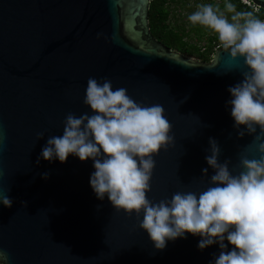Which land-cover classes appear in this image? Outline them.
I'll list each match as a JSON object with an SVG mask.
<instances>
[{
  "label": "water",
  "instance_id": "1",
  "mask_svg": "<svg viewBox=\"0 0 264 264\" xmlns=\"http://www.w3.org/2000/svg\"><path fill=\"white\" fill-rule=\"evenodd\" d=\"M249 1L264 10V0ZM150 2L0 0V196L13 200L11 208L0 203V248L8 264H215L219 245L201 250V237L187 232L155 249L135 213L116 211L107 194L97 199L92 159L70 154L64 163H36L48 137L62 136L69 112L93 114L83 103L89 77L108 78L113 90L165 109L174 144L153 156L150 200L208 186L209 138L233 174L241 154L259 158L248 147L252 135L238 138L226 104L227 89L248 71L243 58L233 61L221 47L201 62L166 47L151 34Z\"/></svg>",
  "mask_w": 264,
  "mask_h": 264
},
{
  "label": "clouds",
  "instance_id": "2",
  "mask_svg": "<svg viewBox=\"0 0 264 264\" xmlns=\"http://www.w3.org/2000/svg\"><path fill=\"white\" fill-rule=\"evenodd\" d=\"M244 3L248 5L249 0ZM256 11H237L235 4L225 0L223 11L219 5L199 4L188 16L193 25L213 30L230 59L243 58L248 69L241 82L227 89L232 99L226 104L231 106L238 138L252 135L248 147L259 158L241 154L235 166L241 170L236 174L229 169L230 160L219 162L221 149L209 138L211 154L205 159L214 174L208 186L199 192L177 191L170 200H150L146 194L151 190L153 156L174 144L169 135L172 124L162 105L136 102L126 88L113 90L110 79L94 77L87 80L83 100L93 114L77 117L69 112L62 136L48 137L36 163L41 158L64 163L70 154L81 161L92 159L95 171L89 183L97 199L103 200L107 194L116 211L135 213L138 227L147 232L157 250L187 232L201 237L197 245L201 250L219 245L215 264H264V20ZM225 12L232 13L230 19ZM102 36L97 34L98 39ZM44 137L43 132L37 133V141ZM4 139L0 129V144ZM207 173V168L202 169L201 177ZM48 176V172L42 174L43 179ZM0 203L11 208L13 200L0 196ZM21 206L26 208L27 202L22 201ZM9 259L0 248V264H8Z\"/></svg>",
  "mask_w": 264,
  "mask_h": 264
},
{
  "label": "trees",
  "instance_id": "3",
  "mask_svg": "<svg viewBox=\"0 0 264 264\" xmlns=\"http://www.w3.org/2000/svg\"><path fill=\"white\" fill-rule=\"evenodd\" d=\"M191 0H151L149 3V27L152 36L166 47L187 57H194L201 62H209L214 53L223 45L218 39V35L211 29L176 21L178 10L190 11L188 6ZM195 2L206 4V0H194ZM225 3V0H221ZM236 5L237 11H251V8L243 5L241 0H228ZM213 4V2H209ZM258 18L264 20V10L256 11ZM207 45L199 47V42L205 37Z\"/></svg>",
  "mask_w": 264,
  "mask_h": 264
},
{
  "label": "rangeland",
  "instance_id": "4",
  "mask_svg": "<svg viewBox=\"0 0 264 264\" xmlns=\"http://www.w3.org/2000/svg\"><path fill=\"white\" fill-rule=\"evenodd\" d=\"M206 1H207L206 4H209V2H213L214 5H219L222 11L224 10V2H222L221 0H206ZM199 4H202V3H199ZM199 4H198L197 2H195L194 0H191V1H190V3H189L188 6L192 9V13H193L194 11L197 10V6H198ZM175 14H176V21H177L178 23H181V22H183V23H187V21H189V20H188V16L191 14V12H190V11H186V10H185V11H183V10H178ZM225 15L228 16V18L230 19L232 13H227V12H225ZM208 37H209V36H205V37L199 42V44H198L199 47H201V48L206 47ZM189 58L196 60L194 57H189Z\"/></svg>",
  "mask_w": 264,
  "mask_h": 264
},
{
  "label": "built area",
  "instance_id": "5",
  "mask_svg": "<svg viewBox=\"0 0 264 264\" xmlns=\"http://www.w3.org/2000/svg\"><path fill=\"white\" fill-rule=\"evenodd\" d=\"M241 2L243 5L247 6L248 8H251L252 10L257 9V7H255L250 1L248 5L244 3V0H241Z\"/></svg>",
  "mask_w": 264,
  "mask_h": 264
}]
</instances>
